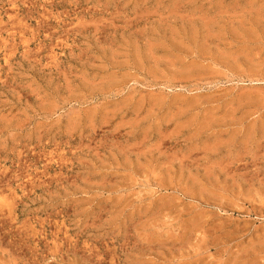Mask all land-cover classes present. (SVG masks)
I'll use <instances>...</instances> for the list:
<instances>
[{
    "label": "rangeland",
    "instance_id": "rangeland-1",
    "mask_svg": "<svg viewBox=\"0 0 264 264\" xmlns=\"http://www.w3.org/2000/svg\"><path fill=\"white\" fill-rule=\"evenodd\" d=\"M0 264H264V0H0Z\"/></svg>",
    "mask_w": 264,
    "mask_h": 264
}]
</instances>
